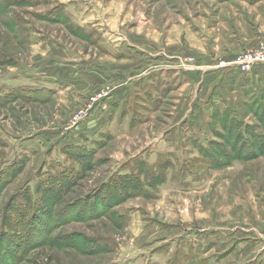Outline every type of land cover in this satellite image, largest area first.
<instances>
[{"label": "rangeland", "instance_id": "374dc122", "mask_svg": "<svg viewBox=\"0 0 264 264\" xmlns=\"http://www.w3.org/2000/svg\"><path fill=\"white\" fill-rule=\"evenodd\" d=\"M257 1L0 0V264H264Z\"/></svg>", "mask_w": 264, "mask_h": 264}, {"label": "crops", "instance_id": "0c3cea01", "mask_svg": "<svg viewBox=\"0 0 264 264\" xmlns=\"http://www.w3.org/2000/svg\"><path fill=\"white\" fill-rule=\"evenodd\" d=\"M255 5L259 4L260 5V16L259 19L261 21L262 24H264V0H259L257 2L254 3ZM256 37H258V35H251L249 38L250 39H257ZM259 39V37H258ZM262 39V38H261ZM260 39V40H261ZM259 40V41H260ZM258 41V42H259ZM257 42V43H258ZM255 43V44H257ZM233 54H231L230 56L224 57L222 58V60L220 59L218 63H215V65H213V69L212 72L208 75H206L207 77H205L204 79H200V81L198 80V82H202L204 83L205 81L209 80L213 81L212 86L214 87L213 90L214 92L211 93V100L213 102L215 101H220L218 99H221L222 94H220L221 92L218 91H222V92H229L232 93L234 91V93L237 92V90H240L242 88H244L245 86L251 84L252 82L256 81V83L258 82L259 75L264 74V69L259 70L257 73L253 74V71L249 72L248 74H244L242 72H240L238 70L237 67L235 66H227V61H229V59H231ZM178 66V65H177ZM179 67H181L179 65ZM196 67V66H194ZM171 66H169L168 64H161L158 67H156L155 69L159 71L158 74H160L161 76H166L168 73H170L171 71ZM185 70V68H183ZM186 70L191 71L194 75H199L200 73L203 74L204 72H208L205 71V67H199V68H193V69H189L187 68ZM203 70V71H202ZM186 77L184 78V80L182 79V85H188L189 83H192L193 80L190 79L187 75H185ZM264 77V75L262 76ZM248 80V81H247ZM209 81V82H210ZM184 85V86H185ZM204 87V84H203ZM198 88V87H197ZM236 90V92H235ZM233 96V94H232ZM230 96V97H232ZM221 97V98H219Z\"/></svg>", "mask_w": 264, "mask_h": 264}, {"label": "built area", "instance_id": "2783aa9c", "mask_svg": "<svg viewBox=\"0 0 264 264\" xmlns=\"http://www.w3.org/2000/svg\"><path fill=\"white\" fill-rule=\"evenodd\" d=\"M192 58L185 59L181 63V67L191 66ZM227 65L235 66L244 74L251 72L255 67L264 65V38L261 39L255 46L241 50L235 54ZM76 119V118H75Z\"/></svg>", "mask_w": 264, "mask_h": 264}]
</instances>
